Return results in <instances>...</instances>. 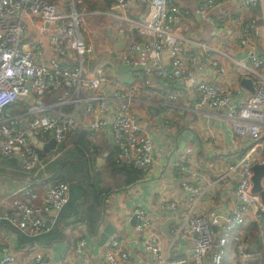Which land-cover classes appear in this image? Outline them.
Returning <instances> with one entry per match:
<instances>
[{
	"label": "built area",
	"instance_id": "built-area-1",
	"mask_svg": "<svg viewBox=\"0 0 264 264\" xmlns=\"http://www.w3.org/2000/svg\"><path fill=\"white\" fill-rule=\"evenodd\" d=\"M133 1L141 9L134 17L127 15L128 0H116L111 7L113 17L124 20L128 29L136 30L139 35L119 59L125 72L131 73V79L120 80L114 79L103 65H96L88 77L84 76L82 57L90 48L80 36L82 13L72 5L66 14L59 15L46 0H0V157L15 159L29 171L40 163L41 156L51 158L52 153H59V144L74 130L76 119L83 117L86 138L90 141L99 135L108 137L116 164L140 169L142 180H150L155 164L159 166L155 178L170 167L181 190L198 200L203 196L202 188L194 185L195 172L186 165L185 154L190 149L183 148L171 162H167L169 158L165 154L156 156L153 140L144 128L146 119L135 108L140 97H152L159 98L158 108L166 112L183 98L185 110L220 115L232 134L245 141L240 155L234 160L233 155L229 156L214 181L220 187H231L234 202L226 210L210 213L189 210L179 219L175 212L177 199H162L151 215L139 207L132 209V231L136 236L144 235L138 241L140 249L155 264H221L229 241L235 242L236 260L246 264L256 253L248 251L249 241L241 227L247 222L264 223V200L257 192H251L250 179L252 163L264 162L255 151L257 146L264 145V53L254 50L259 29L255 18L247 14L259 0H240L244 20L236 35V45L247 54L241 60H234V65L242 75H250L252 84V90L243 96L238 86H222L196 77L199 58L214 76H224L225 63L233 64V58L205 42H194L200 53L188 49L191 38L181 36L177 30L178 22L189 15L186 11L184 14L170 0ZM223 1L228 0H196L194 11L213 28L210 39L216 31L224 33L217 19L210 17ZM25 15L37 17L45 24L37 29V34L46 35L50 43L52 53L48 58L40 60L43 47L39 39L24 36ZM164 58L169 61V69L165 68ZM179 80L186 88H177ZM50 89L59 91L60 101L54 105L34 104ZM18 101L27 106L20 110ZM12 105V114L6 116L3 109ZM65 105L71 107L70 111ZM176 110L182 113L180 108ZM20 123L26 126L20 127ZM26 131L42 143L54 139L58 149L42 150L31 142ZM47 134L50 136L46 137ZM93 148L88 146V151ZM20 180L13 191L0 194V221L25 236L34 237L54 225L57 213L68 200L69 188L64 180L42 188L37 187V181ZM259 185L264 195V177ZM47 213H52V217L47 218ZM168 218L172 219L173 228L168 230L170 237L165 247L157 227ZM185 230L191 237L190 254L176 258L174 240ZM84 246L85 240L80 237L75 251H82ZM100 247V253L94 256L86 253L76 264H89L98 256L101 264H127L129 253L122 248L118 236L108 238ZM0 252V264L16 263L17 255L11 248L1 247ZM32 259L34 264H47L42 249L36 250Z\"/></svg>",
	"mask_w": 264,
	"mask_h": 264
},
{
	"label": "crops",
	"instance_id": "crops-1",
	"mask_svg": "<svg viewBox=\"0 0 264 264\" xmlns=\"http://www.w3.org/2000/svg\"><path fill=\"white\" fill-rule=\"evenodd\" d=\"M46 1L54 5L55 12L59 15L66 14L72 5L74 9L85 13L82 14L80 23L88 16L90 20L96 23L98 30H105L106 39L101 41L103 46L96 49V55L89 58L85 63L83 70L84 76L88 77L96 65H103L114 79H131V73L125 72L122 65H120L119 59L124 55L125 48L128 44L138 40L139 35L136 33V30H129L124 20L113 17L111 7L116 0ZM128 1L130 5L127 15L134 17L137 15L136 12H141L140 6L133 0ZM170 1L172 4L181 8L183 13L186 11L189 14L182 17L177 26V30L181 36L191 38L192 40L191 45L187 44L188 49L200 53L201 50L196 47L194 42H205L221 50L228 57L233 58V64L231 62L229 63V61L225 63L226 73L224 76H214L211 71L206 69L202 59L199 58L200 65L195 69L196 77L213 83L218 82L222 86H238L241 89L242 87L239 84L240 78H251L250 75H242L234 65V60H241L247 54L245 49L236 45V35L241 22L244 20V15L241 13L240 0L223 1L215 8L210 17L217 19L218 25L224 30V33L216 31L218 33H214L211 39L210 36L212 35L210 34L213 28L208 21H202L194 11L196 0ZM247 14L255 18L259 29V37L257 38L254 50L259 53H264V0H259L257 5L250 9ZM23 20H25L23 23L25 26L24 36L30 39H39L43 47V57L40 60L48 58L52 53L49 49L50 43L46 35L38 36L37 34V29L45 24L32 15H25ZM31 30L34 32L33 36L29 34ZM94 31V28L89 29L90 33H94ZM84 45L91 49L90 45L85 43ZM73 56L76 57L75 52ZM98 58H102V60H96ZM163 63L166 69L170 68L167 58L163 59ZM258 72L261 71L258 70ZM179 83L177 82L176 84L178 85L177 88H186L184 82L179 80ZM246 92L249 91L242 88L240 96H243ZM60 98L59 91L50 89L41 101L35 100L34 104L44 103L45 105H54L60 101ZM158 100L159 98L140 97L135 107L139 116L142 119H146L147 124H145L144 128L153 140L154 153L156 156H163L165 154V157L169 158L166 161L171 162L184 151L183 148L188 147L190 152L185 154L187 160L186 165L188 170L190 169L195 172L196 179L194 185L200 189L202 188V198L195 200L189 197L187 192H183L177 176L170 167H166L159 178H155L159 175V166L157 164L153 165L150 171V180H142L140 178L128 186L117 188L114 185V179L109 176L107 170L105 171L101 168V166H105L111 161H114V154L112 153V147L109 144L108 137L99 135L90 141L88 140L86 153L87 161H89L88 165L93 172V176L96 177V174L98 176L99 181L97 184L103 191H106L104 195L106 207L104 208L103 220L100 222L96 233L94 235H87L85 224L80 222L74 227L70 225L65 227L60 232L61 239H45L42 246H38L37 244L27 245L20 243L16 230L0 221V248L6 247L12 249L17 255L15 264H34L32 255L38 249H42L47 264H76L86 253L94 256L101 252V245H98L97 241L101 229L106 223L113 227V231L108 235V238L118 236L122 248L129 253L127 264H155L154 260L140 249L138 241L144 235L136 236L132 231L134 220H131L130 217L134 207H139L151 215L160 200L175 198L177 199L175 212L179 219L189 210H192L193 213H210L226 210L231 207L234 202L231 187L229 185L226 188L220 187L214 181L217 174L223 170L225 162L227 159L229 160V156L233 155L234 160L240 155V148L245 141L233 135L228 123L218 114L209 111L199 113L189 109L185 110L184 105L186 104L183 98L175 103L177 108L172 107L168 111L162 112L158 108ZM18 104L22 108L27 106L22 101H18ZM149 106L156 107L157 114H152L151 112L146 113L144 110H147ZM21 107L19 108L20 110L22 109ZM65 107L70 111L71 107L68 105H65ZM179 108L181 109V114H178L176 110ZM78 124L80 130L74 129L73 131L81 132L85 135L82 127L83 117L76 119V125ZM90 145L94 147L91 152L88 151V146ZM255 151L256 154L264 159V145L262 147L257 146ZM59 155L60 152L55 153L48 160L50 161ZM133 169L140 170L138 168ZM20 179H10L0 175V194L13 191L21 182ZM38 180V178H34V181ZM42 180L44 182L40 188L50 183L47 175ZM52 215V213H47L46 217L50 218ZM172 228L173 225H170L167 227V230ZM157 232L160 235L161 243L166 247L167 237L159 229V226L157 227ZM80 237L84 238L85 246L82 251L77 252L75 251V245ZM174 246V256L176 258L188 257L191 247L190 234L186 230L180 233L174 240ZM98 257L92 259L89 264H101V259ZM207 261L208 256L205 258V262ZM232 263L237 264L236 262Z\"/></svg>",
	"mask_w": 264,
	"mask_h": 264
},
{
	"label": "trees",
	"instance_id": "trees-1",
	"mask_svg": "<svg viewBox=\"0 0 264 264\" xmlns=\"http://www.w3.org/2000/svg\"><path fill=\"white\" fill-rule=\"evenodd\" d=\"M87 144L88 139L83 133L72 131L65 141L59 144V156L50 161L48 157L41 156L40 163L29 171L24 170L15 159L7 160L0 157V175L3 177L10 179L24 178L31 181L38 178L37 187L40 188L44 182L43 177L47 175L50 183L56 180H64L69 188L68 200L57 213L55 223L51 229L34 237H27L16 231L20 243L42 246L45 239H61L60 232L65 227H68V225L74 227L80 222L85 224L87 235L96 233L100 222L103 220L104 208L106 207L104 200L106 191H103L97 184L99 181L98 176L97 174L96 177L93 176V172L88 165L89 161L86 157ZM101 168L107 170L109 176L114 179V185L117 188L128 186L143 178L140 170L127 168L114 163V161L101 166ZM241 229L246 233L248 240L250 238L253 241V246H249L248 251L256 253L255 258L246 264H264V223L257 225L254 222H247ZM234 245V241H229L221 264H233V261L237 264L240 263L236 260Z\"/></svg>",
	"mask_w": 264,
	"mask_h": 264
},
{
	"label": "water",
	"instance_id": "water-1",
	"mask_svg": "<svg viewBox=\"0 0 264 264\" xmlns=\"http://www.w3.org/2000/svg\"><path fill=\"white\" fill-rule=\"evenodd\" d=\"M240 86L247 91L252 90V84L251 80L246 77L240 78ZM50 88V87H49ZM75 130H80L79 124L74 127ZM26 134L28 135L29 139L31 140L32 143H34L37 147H40L42 150L47 151L55 147V141L54 139L50 138L48 141L42 143L41 141H38L34 135L30 133V131H26ZM58 149V148H57ZM251 182H252V187H251V192H257L260 195L261 200H264V195L263 192L260 189L259 181L262 177H264V162H254L251 165ZM131 220H133V216L130 217ZM172 222L171 218H168L164 220L160 225L159 229L166 235L167 238L170 237V233L167 230V227L170 225ZM113 231V227L106 223L99 234L97 244L101 245L105 240H107L108 235L111 234Z\"/></svg>",
	"mask_w": 264,
	"mask_h": 264
},
{
	"label": "rangeland",
	"instance_id": "rangeland-1",
	"mask_svg": "<svg viewBox=\"0 0 264 264\" xmlns=\"http://www.w3.org/2000/svg\"><path fill=\"white\" fill-rule=\"evenodd\" d=\"M82 14H85L84 12ZM87 18H85V20L80 23L79 25V31L81 33V36H82V39L84 41L85 44H88L90 45L91 49H90V52H85L83 57H82V60H83V65L85 67V63L88 61L89 58H91L92 56H95L96 55V52L95 50L100 48L101 46H103L102 42L103 40L106 39V34H105V30H98V26L96 25V23L92 20H90L88 18V16H86ZM94 28L95 31L94 33H90L89 32V29L90 28ZM30 36H33L34 35V32H32V30L29 32ZM97 58V57H96ZM96 60H102V58H98ZM13 107L14 105L12 106H8V107H5L3 109V113L7 116L8 114H12V111H13ZM22 108V107H21ZM146 113H152V114H157L156 112V107H153V106H149L147 108V110H144ZM1 116V114H0ZM26 124H21L20 123V127H25ZM50 134H47L46 137H49ZM41 138H44L45 139V136H42ZM51 152H55V150L51 151ZM58 152V151H57ZM51 155H54V153H52ZM109 161V160H108ZM17 163L19 164V162L17 161ZM249 242V245L252 247L253 245V241L249 238L248 240ZM234 262V261H233ZM240 264H243V263H240Z\"/></svg>",
	"mask_w": 264,
	"mask_h": 264
}]
</instances>
